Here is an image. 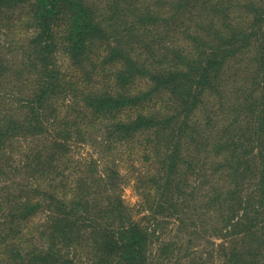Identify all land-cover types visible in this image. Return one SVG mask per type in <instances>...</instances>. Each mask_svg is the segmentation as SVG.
<instances>
[{
	"label": "trees",
	"instance_id": "1",
	"mask_svg": "<svg viewBox=\"0 0 264 264\" xmlns=\"http://www.w3.org/2000/svg\"><path fill=\"white\" fill-rule=\"evenodd\" d=\"M2 32L0 264H264V0H0Z\"/></svg>",
	"mask_w": 264,
	"mask_h": 264
},
{
	"label": "rangeland",
	"instance_id": "2",
	"mask_svg": "<svg viewBox=\"0 0 264 264\" xmlns=\"http://www.w3.org/2000/svg\"><path fill=\"white\" fill-rule=\"evenodd\" d=\"M5 34H6L5 32H2V34H0V41H3V38L5 40V36H6ZM3 35H4V37H3ZM11 36L16 37L17 35L11 34ZM13 42L10 41V43H13ZM3 44H4V42H2V45ZM10 49H14V46L12 48H9V49H6V47L1 48L0 52L3 54H6V55L8 54L7 58H10V54H9V53H11V51H9ZM13 53H14V51H13ZM57 62H58V65L63 70H71V68H69V62L65 58L64 55H59L57 57ZM13 76H14V74H10L9 79H11ZM4 86H5V88L10 87L9 84L4 85ZM201 112H205V111L202 110ZM37 137H38V135H34L33 137L28 136V139L29 138H37ZM20 141L23 143H26L25 140H23V139H20ZM35 141H37V140L30 141V143H28L27 145L35 144ZM81 143L82 144L79 143L77 146L73 147V152H72L73 155H71L69 157H73V158L75 157V159L80 158L83 161H85V160L88 161V163L92 160H96L97 158L101 157L100 150L97 147V145L93 143V141L88 140L87 142H81ZM4 147H5V149L0 150V152H4L6 154L7 153L12 154L13 153L11 151L12 149L10 148L9 143H6ZM13 154L16 155L15 152ZM117 154H118L117 155V164H119V168H120L121 172L123 174H128L130 176L129 181H124L122 183V185H120V188H119L120 195H121V198L123 199L124 203L127 204V206L129 208H131L133 216L136 218V217H139L141 215V214L139 215V213H137V210H138L137 207H140L139 202L141 201V198H140L138 190L135 187L134 181H132L131 178L133 177V175H136L138 173V170L140 168H142L144 166V164H142V162L144 163V160L140 157H134V158L130 157L129 158V156L127 154H119V153H117ZM146 166H147V162H146ZM99 167H101V165H99ZM41 211L42 210H39L38 212H36V214L31 215L28 218L29 222L26 225V229L37 226V225H39V222H42L46 219V215H45L46 212L45 211L41 212ZM145 221H147V219L143 218L142 222H145ZM151 226L154 228L153 223H151ZM160 226L162 228L163 224H160ZM173 226H174L173 224H168L167 228H162L164 231H159V233L156 232V233L152 234L151 238L154 241L153 242V250L154 251L156 250V245L159 243V241H164V240L168 241L171 239V237L173 236L174 233H173V231H170L169 229L172 228ZM152 227H150V228L152 229ZM195 236L196 235H194L193 237H195ZM205 236H207V235H205ZM212 239L216 243H220L222 241V238H220V237L212 238ZM32 242H35V240L34 239L30 240V244H32ZM192 243H195L194 247L196 249V253L191 254L190 257H193V255H195V256L200 255L201 254L200 248H202V246H205L206 250L211 246V244H208V242L206 240H202V239L199 242L200 245H198V247H197L196 242L193 239H192ZM178 245L181 246L180 250H187L186 249L187 245H186L185 240H182L181 242H179ZM217 245L218 244H216V247H217ZM215 264H217V262H215Z\"/></svg>",
	"mask_w": 264,
	"mask_h": 264
}]
</instances>
